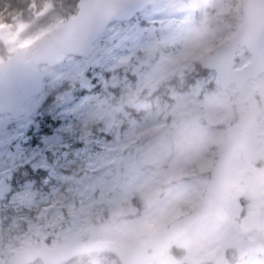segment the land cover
I'll use <instances>...</instances> for the list:
<instances>
[{
    "label": "rangeland",
    "instance_id": "1",
    "mask_svg": "<svg viewBox=\"0 0 264 264\" xmlns=\"http://www.w3.org/2000/svg\"><path fill=\"white\" fill-rule=\"evenodd\" d=\"M23 1L26 7L11 19H0V42L7 57L31 49L51 30L49 25L57 27L77 9L78 0ZM242 1L155 0L131 19L113 21L89 56L71 55L54 67L40 66L45 74L42 93L31 98L20 117L0 114V180H17L10 196L15 230L5 252H0V264L29 245L80 237L86 244L133 248L167 229L197 205L215 162L207 157L209 148L218 141L221 146L225 127L234 121L250 138L249 157L264 158V77L240 93H216L205 85L214 71L201 68L238 28ZM49 4L54 7L46 10ZM208 28H219L222 35L212 55L207 50L196 54L199 42L193 38ZM7 57L0 53V60ZM250 58L239 46L235 65L243 67ZM155 85L158 93L150 98L148 91ZM155 101L157 106L147 110ZM173 111L179 117H173ZM106 134L114 137L108 151L101 140ZM68 150L88 153L81 165L87 172L44 170L47 157L58 159ZM123 153L133 156L141 177L120 193ZM23 155L28 158L22 159ZM26 163L28 173L22 175L31 177L22 183L16 172ZM232 164H240L239 155H234ZM111 170L117 174L108 178ZM36 173L41 181L34 179ZM244 181L245 190L227 193L223 217L187 227L174 240L185 255L168 250L139 264H264V253L257 251L264 245V168ZM66 182L65 194L57 200ZM36 184L47 186V193L38 192ZM241 194L250 201H241ZM22 205L28 211L25 230L19 222ZM255 207L262 211L261 229L242 230L241 213ZM67 215L71 225L63 229L61 219ZM88 264L122 263L110 254L96 253Z\"/></svg>",
    "mask_w": 264,
    "mask_h": 264
},
{
    "label": "water",
    "instance_id": "2",
    "mask_svg": "<svg viewBox=\"0 0 264 264\" xmlns=\"http://www.w3.org/2000/svg\"><path fill=\"white\" fill-rule=\"evenodd\" d=\"M153 1L124 0L121 14L114 20H128ZM76 5L77 8L84 7L82 0H78ZM50 7L51 5H47L45 9ZM241 7L243 16L240 27L228 42L218 45L214 57L207 64L208 68L215 71L214 83L222 88L235 84L240 90L249 79L264 72V0H244ZM77 21L78 17L71 13L55 28L63 25L65 29L70 30ZM111 22L103 24L86 44L69 40L54 53L37 54L29 50H17L6 59L0 60V114L9 113L12 118L23 115L26 103L42 92L45 74L40 65L55 66L70 55L89 56L94 51L95 42ZM44 36H40L37 41ZM239 45L248 50L251 59L243 68H234ZM173 115L176 116L177 113L173 112ZM239 148L247 152L248 136L240 130V124L234 122L225 131L221 152L210 171L209 181L197 205L189 213L175 219L167 229L154 233L145 242L133 248H122L103 242L86 244L80 238H74L56 245H29L23 250L10 254L6 264H31L38 259L44 264H60L79 254L97 251L113 254L122 264H139L149 256H159L180 236L183 227L208 217H222L226 214L224 200L227 193L233 187L240 185L243 175L253 167L251 163H247L243 168L232 166V156ZM131 160V155L123 156L126 176L132 172L133 175L121 184V189L130 186L140 175L139 171L134 169ZM11 188V184L6 179L1 181L0 198ZM242 228L246 231L261 229V211L250 210L242 220ZM258 251L264 252V245L259 246Z\"/></svg>",
    "mask_w": 264,
    "mask_h": 264
},
{
    "label": "flooded vegetation",
    "instance_id": "3",
    "mask_svg": "<svg viewBox=\"0 0 264 264\" xmlns=\"http://www.w3.org/2000/svg\"><path fill=\"white\" fill-rule=\"evenodd\" d=\"M155 1V0H154ZM153 1V2H154ZM152 2V3H153ZM243 2V1H242ZM77 3V2H76ZM151 3V4H152ZM150 4V5H151ZM49 5H51V4H49ZM241 5H242V3H241ZM54 7V5L52 6L51 5V7L50 8H48V9H46V10H49V9H52ZM76 7H77V5H76ZM241 10H242V7H241ZM243 16V15H242ZM113 21H116V20H113ZM112 21V22H113ZM111 22V23H112ZM241 22H242V17H241V21H240V23L237 25V26H235V27H240V25H241ZM110 23V24H111ZM108 27V26H107ZM238 28H236V31L238 30ZM235 31V32H236ZM235 32H234V34H235ZM233 34V35H234ZM233 35L231 36V38L233 37ZM230 38V39H231ZM229 39V40H230ZM228 40V41H229ZM228 41H226V42H228ZM226 42H222V43H226ZM221 44V43H220ZM240 47H243V46H241V45H239ZM238 46V47H239ZM238 47H237V49H238ZM247 50V49H246ZM248 51V50H247ZM236 53H237V50H236ZM251 55V54H250ZM214 57V56H213ZM212 57V58H213ZM211 58V59H212ZM235 58H236V56H235ZM211 59L209 60V62L211 61ZM251 59V58H250ZM208 62V63H209ZM208 63H206L205 65H201V68L204 70V69H210V68H208L207 67V64ZM245 66V65H244ZM243 66V67H244ZM243 67H237L235 64H234V68H243ZM210 70H213V69H210ZM204 71H206V70H204ZM214 71V70H213ZM214 76H215V71H214ZM264 77V72H262V73H260L257 77H255V78H252V79H249L243 86H242V88L240 89V90H238L237 89V87H236V85L235 84H231V85H229L228 87H226V88H222L220 85H217V84H215L214 83V77H212L211 79H209L208 80V82L205 84L206 86H208V87H210V88H213L214 90H216V93H221L223 90H228V91H232L233 90V92L232 93H240L241 91H243V89L247 86V85H249V84H251L252 82H255L256 80H259V79H261V78H263ZM205 85H203V87L205 86ZM217 86H218V88L221 90L220 92L218 91V88H217ZM202 87V88H203ZM157 89H158V86L157 85H155V86H153V87H151L150 89H149V91H148V93H149V96H150V98H152L153 96H154V94L153 95H151L152 93H158V91H157ZM210 94L211 93H209V94H207L208 96H210ZM157 103H158V101H155V103L153 102L151 105L150 104H148L147 106H146V109L147 110H151L152 108H155L156 106H157ZM26 110V109H25ZM173 112H175V111H173ZM173 112H171V115L173 116V117H179V113H178V111H176V113H177V115L176 116H174L173 115ZM135 116H137L138 118H140L139 116H138V114L136 115L135 114ZM234 122H237V121H234ZM234 122H232V123H234ZM232 123H230V124H232ZM239 123V122H238ZM229 124V125H230ZM220 125V124H219ZM218 125V126H219ZM229 125L228 126H226L225 127V131H226V129L229 127ZM217 126V127H218ZM147 128H148V126H146L145 127V131L147 130ZM240 130H242L243 131V129L241 128V125H240ZM225 131H224V135H223V137L225 138ZM243 132H245V131H243ZM246 133V132H245ZM246 135H247V133H246ZM248 136V135H247ZM114 137L112 136V135H110V134H106V135H103L102 137H101V140H102V142L104 143V147H105V150L106 151H108V149L111 147L110 145H109V140H112ZM224 138H223V142H224ZM223 142H222V144H221V146H219V141H218V145H213L212 147H210L209 148V151H208V153H207V157H210V158H213V160L214 161H216V159H217V157L219 156V154H220V152H221V148H222V145H223ZM72 144H75V141H72L71 142ZM86 143H91L90 141H86ZM78 144V143H77ZM76 144V145H77ZM79 144H80V142H79ZM249 152H250V138H249V136H248V150H247V152H244L241 148H239V149H237L236 151H235V153L233 154V156H232V158L234 157V155H239V157H240V164L239 165H233L232 164V160H231V164H232V166H234V167H238V168H243L247 163H251L252 165H253V167H250V169H249V171L248 172H246L244 175H243V177H242V180H241V183H240V185H238V186H235V187H233L229 192H231V191H237V190H239V189H242V190H245V185H244V180H246V177H248V175L249 174H251V173H254V172H258V171H260L262 168H264V158H262V159H257L256 161H253L252 159H251V157H249ZM125 154H128V155H131V154H129V153H123L122 155H121V157H120V171H119V173H121V176H120V180H119V183H118V185H117V189H118V191L120 192V193H123V192H125L126 190H128V189H131V187H133V185L135 184V183H137V181L139 180V178L141 177V169L140 168H138L136 165H135V163H134V160H133V156H132V163H133V166H134V169H136V170H138L139 171V173H140V175H139V177H138V179L137 180H135L130 186H128V187H126V188H124V189H121L120 188V186H121V184L125 181V180H128L132 175H133V173H131L130 175H128V176H126V168H125V166H124V163H123V156L125 155ZM106 156H108V157H111V158H114L115 156H116V154L115 153H110V152H106V154H105ZM24 158H28V156L27 155H23L22 156V159H24ZM89 157H88V153L87 152H79V153H77V152H75V151H70V150H68V151H66V152H62L61 153V156L60 157H58V159H55V157L54 156H52V155H50V157H47V162H49V163H47L45 166H44V170L45 171H48V170H50V169H53V168H56L58 171H61V172H63V173H68L72 168L74 169V172L75 173H78L80 170L84 173V172H87L86 171V169H83L82 168V166L81 165H85V162L83 161V160H86V159H88ZM250 158V159H249ZM215 163V162H214ZM214 163H213V165H214ZM68 164H71V165H69V166H67ZM110 164V163H109ZM213 167V166H212ZM212 167H211V169H212ZM76 168H79V171H76ZM28 169H29V163H26L23 167H21L20 169L18 168L17 170L18 171H20V172H16V175L19 177V180L22 182V183H24V182H26V180L28 179V178H30L31 177V174H27V175H25V177L22 175L23 174V172H27L28 173ZM211 169H210V171H211ZM210 171H209V176H210ZM75 173H72V174H70V178H72V176H75ZM117 173L115 172V170H111V173H110V176L108 177V178H110L111 176H115ZM33 176V175H32ZM33 177H35L34 179L36 180V181H41L42 180V177H41V175L40 174H38V173H36L35 174V176H33ZM210 178V177H209ZM209 178H208V180H207V182L209 181ZM7 180L10 184H11V186H12V188H11V190L9 191V192H7L2 198H0V252H5V249H6V247H5V244L7 243V241L8 240H10V238L12 237V234H13V231L15 230V229H13V226H12V216H13V213H14V210H13V205L11 204V198H10V196H11V194H12V192L14 191V188L15 187H17V180H10V179H7V178H3V179H1L0 180V182L1 181H3V180ZM207 182H206V184H205V188H206V185H207ZM38 185V186H37ZM67 185H68V182H66L65 183V185H63L62 186V189H61V191H58V197H57V200H59V198L61 197V195H63L64 196V194H65V191H66V187H67ZM36 188H37V190H38V192H42V193H44V194H46L47 193V191H48V187L46 186V187H44V185L43 184H36ZM205 188H203V193H202V195H201V197H199L198 198V200H197V202L195 203V205L200 201V199L202 198V196H203V194H204V191H205ZM136 196V195H135ZM227 196V195H226ZM241 197H240V200L242 201V200H245V201H250L249 200V197H247V196H245V195H240ZM134 197V196H133ZM64 198V197H63ZM62 198V199H63ZM61 199V198H60ZM134 201L136 202V197L134 198ZM139 201H141V200H139ZM141 202H137V204H140ZM194 205V206H195ZM193 206V207H194ZM192 207V208H193ZM191 208V209H192ZM190 209V210H191ZM253 209H259V208H257V207H255V208H253ZM260 210V209H259ZM250 211V210H249ZM261 211V210H260ZM248 212V211H247ZM262 212V211H261ZM22 216H21V220L19 221L20 222V224H22V229L23 230H25V227H24V224H27L26 223V221H27V214H28V211H27V209L22 205V207H21V211L19 212ZM188 213V212H187ZM248 213H241V215H242V218H241V221L243 220V218H244V216H246ZM262 214V213H261ZM68 216H70V215H67V216H65L63 219H61V226L63 227V229H65V228H68L69 229V227H70V225H71V220H70V218L71 217H68ZM184 216V215H183ZM180 217H182V216H180ZM177 218H179V216L178 217H176L175 219H177ZM39 219H41L42 220V217L40 216L39 217ZM174 219V220H175ZM173 220V221H174ZM172 221V222H173ZM199 222H197V223H195V224H198ZM242 223V222H241ZM194 224V225H195ZM261 224H262V219H261ZM169 227V226H168ZM167 227V228H168ZM48 228L49 227H45V230H48ZM166 229V228H165ZM184 229L185 228H182V231H181V234H180V236L179 237H181V235H182V233H183V231H184ZM162 230H164V229H162ZM260 230V229H259ZM159 231V230H158ZM158 231H156V232H158ZM256 231H258V230H256ZM156 232H154V233H156ZM252 232V231H251ZM153 233V234H154ZM152 234V235H153ZM151 235V236H152ZM150 236V237H151ZM150 237H148V238H150ZM74 238H80V237H72V238H70L69 240H71V239H74ZM147 238V239H148ZM81 239V238H80ZM146 239V240H147ZM48 240H51L50 238L48 239ZM82 240V239H81ZM145 240V241H146ZM68 241V240H67ZM144 241V242H145ZM62 242H64V241H62ZM59 243H61V242H59ZM59 243H57V244H59ZM141 243H143V242H141ZM42 245H56V244H51V242H48V244H42ZM39 246H41V245H39ZM28 247V246H27ZM25 249V248H24ZM23 250V249H22ZM169 251H172L173 253H175V255L176 256H179L180 254L181 255H185V250L183 249V248H181V247H179V246H176L175 244H174V241L172 242V244H171V246H170V248L168 249ZM167 250V251H168ZM20 251V250H19ZM257 251H258V247H257ZM16 252H18V251H16ZM258 252H260V251H258ZM14 253V252H13ZM98 253H100V252H98ZM165 253V252H164ZM262 253V252H261ZM10 254H12V253H10ZM9 254V255H10ZM94 254H96V253H94ZM105 254V253H104ZM8 255V256H9ZM86 255V254H85ZM80 256H82V255H80ZM160 256V255H159ZM150 257V256H149ZM156 257V256H155ZM8 258V257H7ZM7 258L5 259V264H6V260H7ZM77 258H79V256H77V257H75V258H73V259H71V260H69V261H66V262H61L60 264H72V263H74L75 261H76V259ZM147 259V258H146ZM146 259H144L143 261H145ZM38 260H40L43 264H44V262L41 260V259H38ZM38 260H36V261H38ZM142 261V262H143ZM141 263V262H140Z\"/></svg>",
    "mask_w": 264,
    "mask_h": 264
},
{
    "label": "clouds",
    "instance_id": "4",
    "mask_svg": "<svg viewBox=\"0 0 264 264\" xmlns=\"http://www.w3.org/2000/svg\"><path fill=\"white\" fill-rule=\"evenodd\" d=\"M84 7L77 8L73 15L78 17V21L72 29H65L63 25L55 28L49 25L50 31L29 49L35 53H54L69 40L86 44L93 34L105 23L111 22L121 14L124 0H82ZM55 23V22H53ZM222 35L219 28L201 29L194 36V42H199L196 54L207 50V55H212L215 50L217 39Z\"/></svg>",
    "mask_w": 264,
    "mask_h": 264
},
{
    "label": "trees",
    "instance_id": "5",
    "mask_svg": "<svg viewBox=\"0 0 264 264\" xmlns=\"http://www.w3.org/2000/svg\"><path fill=\"white\" fill-rule=\"evenodd\" d=\"M24 7H26V2H24L23 0H0V19L9 20L16 12L22 10ZM0 53L3 57H7V53L2 42H0ZM131 129L132 128L129 127V130ZM92 255L95 254L92 253L79 256V258H77L74 263L88 264Z\"/></svg>",
    "mask_w": 264,
    "mask_h": 264
},
{
    "label": "bare ground",
    "instance_id": "6",
    "mask_svg": "<svg viewBox=\"0 0 264 264\" xmlns=\"http://www.w3.org/2000/svg\"><path fill=\"white\" fill-rule=\"evenodd\" d=\"M151 4V3H150ZM150 4H148L145 8H147ZM144 8V9H145ZM143 9V10H144ZM143 10H141V11H143ZM141 11H139V12H141ZM139 12H137L136 14H134L131 18H133L134 16H136ZM130 18V19H131ZM129 20V19H128ZM124 21H127V20H124ZM64 62V61H63ZM62 63V62H61ZM58 64H60V63H58ZM57 64V65H58ZM42 65V64H41ZM40 65V66H41ZM46 65V64H45ZM56 66V65H55ZM51 67H54V66H51ZM44 80H45V78H44ZM43 84H44V82H43ZM43 90V89H42ZM42 93V92H41ZM39 95V94H38ZM36 96V95H35ZM31 100V99H30ZM29 100V101H30ZM28 101V102H29ZM28 102L26 103V105L28 104ZM31 103V102H30ZM26 105H25V108H26ZM20 117V116H19ZM133 173V172H132ZM223 217V216H222ZM208 218H210V217H208ZM214 218H221V217H214ZM205 219H207V218H205ZM205 219H202V220H200V221H198V222H201V221H203V220H205ZM242 222V221H241ZM197 223V222H196ZM194 225V224H193ZM190 226H192V225H190ZM190 226H188V227H190ZM261 226H262V224H261ZM183 228H187V227H183ZM241 228H242V223H241ZM242 230H244L243 228H242ZM244 231H246V230H244ZM252 231H256V230H252ZM248 232H250V231H248ZM98 252H100V253H105V254H110V253H108V252H102V251H97V252H93V253H98ZM260 252H262V251H260ZM262 253H264V252H262ZM85 254H92V253H85ZM85 254H79L78 256H80V255H85ZM110 255H112V256H114L113 254H110ZM77 257V256H76ZM75 258V257H74ZM73 259V258H72ZM71 260V259H70ZM69 261V260H68ZM36 262V261H35ZM66 262V261H65ZM63 263V262H62ZM32 264V263H31Z\"/></svg>",
    "mask_w": 264,
    "mask_h": 264
},
{
    "label": "snow or ice",
    "instance_id": "7",
    "mask_svg": "<svg viewBox=\"0 0 264 264\" xmlns=\"http://www.w3.org/2000/svg\"><path fill=\"white\" fill-rule=\"evenodd\" d=\"M45 119H46V121H47V120H49V118H48V117H46ZM44 131H47V129H44Z\"/></svg>",
    "mask_w": 264,
    "mask_h": 264
}]
</instances>
